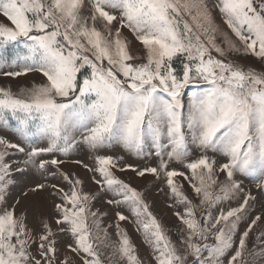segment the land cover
<instances>
[{"label": "snow or ice", "instance_id": "snow-or-ice-1", "mask_svg": "<svg viewBox=\"0 0 264 264\" xmlns=\"http://www.w3.org/2000/svg\"><path fill=\"white\" fill-rule=\"evenodd\" d=\"M0 17V264H264V0H0Z\"/></svg>", "mask_w": 264, "mask_h": 264}, {"label": "rangeland", "instance_id": "rangeland-1", "mask_svg": "<svg viewBox=\"0 0 264 264\" xmlns=\"http://www.w3.org/2000/svg\"><path fill=\"white\" fill-rule=\"evenodd\" d=\"M0 19H2V17H0ZM5 79L6 78H0V84L4 83ZM29 79H32V77L30 76ZM126 158L128 159V161L130 163L136 162L134 157H126ZM72 159H84L85 162H89L87 160L86 155H84V154L74 156V157H72ZM66 170L77 171V172H79V174L82 177H86L85 171L82 168H77L73 164H67ZM122 178L130 179L135 186L140 187V188H143L146 184H148L149 180L151 179L150 177L147 179H143V180L138 179V178L134 177V175L131 173L124 174ZM245 186L246 187H252L251 183L247 180L245 181ZM88 187L94 188L95 186L89 184ZM185 187H187V185H185ZM254 194H256V193L254 192ZM148 199L154 203V208H153L154 213L157 214L166 225L172 226V225H175L177 223L176 218L172 214V210H170L167 207L168 202L165 200V198L162 195H157L156 189L154 187L148 193ZM49 203H50V201H49ZM105 207H106V205H105ZM256 208H257V213H259L261 211L259 204H257ZM126 227H128L129 233L132 236L134 242L139 246L140 255L147 256L148 249L142 244L139 234L136 233L130 225H126ZM173 231H174V228H173ZM259 231H260L259 229H255L254 233L251 234L253 239H252V241H250V246H251V243L254 242L255 234H258Z\"/></svg>", "mask_w": 264, "mask_h": 264}]
</instances>
